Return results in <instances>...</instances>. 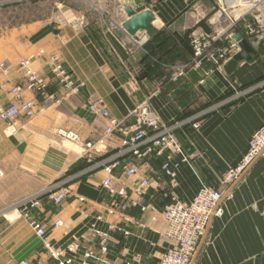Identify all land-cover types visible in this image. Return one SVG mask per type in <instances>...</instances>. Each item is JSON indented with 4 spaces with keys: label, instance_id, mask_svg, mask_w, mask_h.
<instances>
[{
    "label": "crops",
    "instance_id": "obj_1",
    "mask_svg": "<svg viewBox=\"0 0 264 264\" xmlns=\"http://www.w3.org/2000/svg\"><path fill=\"white\" fill-rule=\"evenodd\" d=\"M143 3L156 14L154 25L159 29L149 41L138 36L134 40L122 28L98 30L95 24L83 28L78 23L63 27L48 22L17 29L13 39L9 35V49L13 46L5 59L9 69L4 72L0 68V96L5 103L33 98L38 101L36 121L17 134L23 149L33 141L49 143L58 129L78 132L87 141L96 140L106 122L91 112L93 102L106 106L118 119L148 102L164 121L184 122L176 134L191 156L189 163H183L173 180L162 173L159 161L122 157L123 163L135 161L139 172L116 184L124 185L130 200H135L134 185L148 177L150 185L142 194V203L156 209L130 206L124 214L112 212L111 197L102 182L103 166L120 152L121 134L117 132L107 150L92 160L81 153L77 165L65 163L50 179L47 171L29 173L35 183L23 186L21 195L70 174L56 184L57 190L68 191L61 203H55L48 194L36 213L52 242H76L80 251L97 249V239L92 235L94 225L112 222L117 227L107 255L112 263L157 264L162 251L172 245L160 213L163 202L190 201L201 187L209 186L224 193L217 205L222 215H212L191 264H264V152L240 179L226 180V173L245 154L251 134L264 122V70L258 66L260 60L264 63V41L246 37L249 17L240 27H232L227 21L220 26L225 35L217 45H224L234 33L242 34L257 58L240 63L231 75L225 71L229 60L222 68L208 60L194 66L190 42H182V36L194 25L190 21L191 1L165 0L156 7L146 0ZM212 17L194 32L212 31ZM118 18L121 23L128 19L124 8ZM22 59L27 60L24 68L19 65ZM55 59L82 84L79 94L62 99L61 104L41 95L42 91L60 95ZM175 63L191 66L185 79L179 77L172 82L170 68ZM24 69L35 71L41 86L33 84ZM17 86H21L20 98L11 92ZM196 122L198 127L194 126ZM98 215L103 217L102 223L96 221ZM57 221L62 226L56 225ZM21 260L54 264L25 223H0V264H18Z\"/></svg>",
    "mask_w": 264,
    "mask_h": 264
},
{
    "label": "bare ground",
    "instance_id": "obj_2",
    "mask_svg": "<svg viewBox=\"0 0 264 264\" xmlns=\"http://www.w3.org/2000/svg\"><path fill=\"white\" fill-rule=\"evenodd\" d=\"M225 3L227 7L231 3L236 4L238 9L243 7L244 11L239 12L238 16L234 17L227 12V8L224 6L210 20V24L213 25L212 31H197L192 34V65L198 66L203 60H208L214 66L222 68L228 60L229 63L234 59L241 51V40H246L248 43L249 41L244 38V35L234 33L228 37L224 45H217V42L225 35V30L223 28L220 29V26L230 21L232 22V27H236L244 19L249 17L248 15L255 11L261 13L262 19L259 20L256 18L255 24L251 23L247 26L245 35L249 38L255 37L264 41V0H225ZM156 19L157 17L154 22ZM155 28L157 32L154 36H149L143 30L139 32H145L148 38H154L159 30L156 26ZM137 33L135 35L127 34L134 37ZM238 37H241V40H238ZM249 45L251 46V51L248 52L249 59L240 60L237 67L244 61L250 63L257 58L252 45L250 43ZM238 49L239 51L237 52ZM53 63L55 64L54 71L60 83V95L57 96L54 93H47L46 91H42L41 95L53 100L56 104H61L62 99L79 94L82 90V84L77 83L56 59ZM227 64L225 65V71L231 75L236 71L237 67L233 72L229 73L226 69ZM23 65L22 68L26 66L25 64ZM190 66L188 64L185 68ZM26 72L29 74V78L33 84L38 83L41 86V80L35 71L26 70ZM44 87H46L45 84L42 85V88ZM11 92L15 97L20 98V87L13 88ZM37 104L38 101L36 98L5 103L0 96V119L13 126L17 125L21 118H32L35 116ZM9 105L13 107L10 110L7 109ZM90 109L93 114L105 119L106 127L100 137L96 140L87 141L78 132L63 129H58L56 131L57 134L65 141L80 148L82 150L81 153L86 154L92 160L97 155L106 151L109 142L115 137L117 132H120V152L103 166L104 179L102 186L111 197L109 208L112 212L119 214H124L130 206H139L142 210L156 209L154 205L142 203V194L150 185V179L148 177L140 179L134 185L133 189L137 194V199L135 200H130V194L124 185L118 186L116 184L117 180H122V178L128 180L139 172V165L135 161L132 163H123L122 157L131 156L135 160L159 161L162 173L170 179L175 180L179 168L183 163H189L191 159V156L180 144L176 134L177 128L182 126L184 122L164 121L148 102H143L135 106L123 119L114 117L106 106L97 102L91 103ZM27 111H30V114ZM115 124L117 126L114 127ZM198 125L199 122L194 123L195 127H198ZM140 133L144 134L142 138L137 137ZM102 138L103 142L100 144L99 141ZM136 151H139V157L134 155ZM263 151L264 122L251 135L245 154L238 165L227 173L226 180L230 182L237 180L238 177L255 163ZM67 193L68 191L65 188L58 190L56 186L47 188L21 199L14 207L39 239L42 248L47 252L54 264H114L107 257L111 241L117 230L116 225L112 222H107L102 226L101 224L94 225L92 235L97 239V249L87 247L83 251H80L79 243L69 242L64 245H56L50 239L45 224L37 217V210L41 207L44 196L50 194L53 196L52 198L55 203H61ZM223 195L224 193L221 190L203 186L190 201L172 199L163 202L160 213L167 225L166 235L171 240L172 245L162 251L157 264H191L197 245L204 235L212 215H222V209L217 208V205ZM81 200H84V198H81ZM8 216L10 218L13 217V215ZM96 221L102 223L103 217L101 215L96 216ZM62 224L61 221L56 222L58 226H62ZM125 234H128V232H125ZM18 264L31 263L28 260H21ZM37 264L43 263L38 262ZM125 264H133V262L126 261Z\"/></svg>",
    "mask_w": 264,
    "mask_h": 264
},
{
    "label": "rangeland",
    "instance_id": "obj_3",
    "mask_svg": "<svg viewBox=\"0 0 264 264\" xmlns=\"http://www.w3.org/2000/svg\"><path fill=\"white\" fill-rule=\"evenodd\" d=\"M132 1L133 0H0V68L4 72H7L9 69L5 60L8 57L7 53L13 47L9 49V35H11L13 39V34L17 29L20 28L23 30L25 26L31 24H44L48 22L53 25H62L63 27L78 23L83 28L95 24L98 30L107 28L121 29L122 23L118 18L119 12H121V10L123 11L126 2ZM163 1L165 0H146L147 4L153 7L158 6V4H161ZM189 1H191L189 5L190 12L192 11L193 15H191L190 21L196 26L193 25L191 31L182 36V42L184 41L185 45L190 42V47L191 37L197 29V26L205 25L207 18L217 14L221 11L222 7L225 6L227 12L234 17L238 16L239 12L244 11L243 7L238 9L236 4L234 5L232 3L227 7L225 0H215V4L214 0ZM248 16L252 24H255L257 19H262L261 13L258 11L252 12V14ZM136 36L140 39L147 37L145 32H139ZM136 36L133 37L134 40L138 38ZM150 39L153 38L147 37L146 41ZM25 62L27 63L26 59L20 61V68L24 66L23 64H26ZM258 66L264 70V63L262 60L258 62ZM63 68L65 69V66ZM24 71H26V69H24ZM186 71L187 68L182 67L180 63H175L174 67L170 68V78H172V82L178 81L179 77H184L183 79H185L187 76ZM67 72L73 77L69 71ZM74 80L77 83L79 82L75 78ZM79 83L81 84V82ZM17 87L21 88V86ZM36 115L37 109L34 117L21 118L18 124L14 126L0 119V223L6 222L14 224L22 222L29 228L24 218L15 210L14 205L23 199V197L29 194L34 195L47 188L55 187L62 179L70 176V174H67L64 177H58V179L52 183H48L39 189L33 190L31 193L21 195L24 191L23 188H27L30 183H35L34 177L28 176L30 175L29 173H44L47 171V178L50 179L59 174L60 169L64 167L65 163L70 167L77 165L76 158L82 156V150L80 148L65 141L55 130L49 143L33 141L29 143L30 146L27 149H23L21 143L17 142V134L22 132V128L34 123L36 121ZM238 163L233 168H235ZM231 169H229V171ZM242 175L238 177V179H240ZM3 212L7 215L3 214ZM8 215H13V217L10 218Z\"/></svg>",
    "mask_w": 264,
    "mask_h": 264
},
{
    "label": "water",
    "instance_id": "obj_4",
    "mask_svg": "<svg viewBox=\"0 0 264 264\" xmlns=\"http://www.w3.org/2000/svg\"><path fill=\"white\" fill-rule=\"evenodd\" d=\"M125 13L128 17L123 22V29L130 35H135L137 32L146 31L149 36H154L157 32L153 22L155 20V13L142 4V0H133L125 4ZM241 40V37L237 38ZM241 51L235 56L226 66L229 73L233 72L240 60H248L251 51V46L246 40L240 42Z\"/></svg>",
    "mask_w": 264,
    "mask_h": 264
},
{
    "label": "built area",
    "instance_id": "obj_5",
    "mask_svg": "<svg viewBox=\"0 0 264 264\" xmlns=\"http://www.w3.org/2000/svg\"><path fill=\"white\" fill-rule=\"evenodd\" d=\"M12 108H13V107H11V105H9L7 109L10 110V109H12ZM27 113L30 114V111H27ZM115 126H117V124H115L114 127H115ZM112 130H113V128H112ZM143 135H144L143 133H140L137 137H138V138H142ZM102 142H103V138L99 141V143L101 144ZM134 155L137 156V157H139V155H140L139 151H136ZM104 264H108V263H104Z\"/></svg>",
    "mask_w": 264,
    "mask_h": 264
},
{
    "label": "trees",
    "instance_id": "obj_6",
    "mask_svg": "<svg viewBox=\"0 0 264 264\" xmlns=\"http://www.w3.org/2000/svg\"><path fill=\"white\" fill-rule=\"evenodd\" d=\"M157 35H158V34H157ZM157 35H156V36H157ZM156 36H155V37H156ZM181 78L183 79L184 77H181ZM187 105H188V104L183 105V110L186 111V110L188 109V106H187ZM187 114H188V113H187Z\"/></svg>",
    "mask_w": 264,
    "mask_h": 264
}]
</instances>
